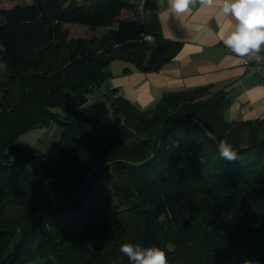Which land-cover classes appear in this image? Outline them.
<instances>
[{"label": "trees", "instance_id": "trees-1", "mask_svg": "<svg viewBox=\"0 0 264 264\" xmlns=\"http://www.w3.org/2000/svg\"><path fill=\"white\" fill-rule=\"evenodd\" d=\"M157 3L0 0V264H131L119 247L136 224L146 235L141 247H151L147 228H176L193 204L200 233L227 237L251 218L264 230V121L227 122L224 94L167 93L142 111L110 90L113 121L103 126L81 111L111 77V63L149 73L178 54L181 44L161 36ZM67 24L105 33L69 40ZM52 121L62 127L59 160L17 146L21 134ZM220 139L237 160L220 157ZM143 152L155 155L152 173L164 178L148 198L116 178L130 168L120 158Z\"/></svg>", "mask_w": 264, "mask_h": 264}, {"label": "crops", "instance_id": "crops-1", "mask_svg": "<svg viewBox=\"0 0 264 264\" xmlns=\"http://www.w3.org/2000/svg\"><path fill=\"white\" fill-rule=\"evenodd\" d=\"M156 18L162 38L180 43V51L158 71L149 73L122 61H115L121 66L112 71L111 63L109 91L145 111L164 94L211 88L212 93L229 99L224 113L227 122L264 121V86L259 76L247 74L241 60L227 53L220 41L225 17L219 5H197L178 16L169 11L167 0H158Z\"/></svg>", "mask_w": 264, "mask_h": 264}, {"label": "rangeland", "instance_id": "rangeland-1", "mask_svg": "<svg viewBox=\"0 0 264 264\" xmlns=\"http://www.w3.org/2000/svg\"><path fill=\"white\" fill-rule=\"evenodd\" d=\"M63 30L67 32L69 40L89 39L93 36L100 37L105 33V29L93 31L88 27L71 24L64 25ZM119 66H121L120 62H114L110 70L114 71ZM3 74H5V68L0 60V77ZM107 84L108 80L100 88L94 90L87 104L81 108L84 115L99 126L110 124L113 121L110 101L105 95L110 92ZM61 137L62 127L60 123L52 121L44 128L33 129L21 134L17 138L16 143L27 154L38 153L48 158L59 160L60 154L57 150V145ZM154 157L155 155L151 153L143 152L140 154L136 153V156L129 155V159L126 157L119 159L122 164L130 167L124 177L121 174L116 177L122 184H127L126 191L128 193L148 198V195L158 190L156 186L164 182L162 175L158 172L152 173L153 168L158 166L150 161ZM149 162L151 163L149 164ZM138 167L140 168L135 169ZM143 169L144 171L139 172ZM131 174H134V176ZM131 176L132 178L130 179L129 177ZM199 179L200 177H195L194 183L199 182ZM244 180L240 179L239 181ZM250 182L244 183V186L248 188L249 184H252ZM232 183L235 184L236 181L233 180ZM173 186V183L165 184L159 190L166 189L167 191ZM130 190L133 191L129 192ZM218 191V189H215V192ZM195 200L198 202V197ZM142 203L143 205L147 204L148 200L145 199ZM198 208V204H193L192 208L182 215L177 227L174 229L165 230L155 225L147 228L151 235L148 236V245L157 246L173 254L175 264H264V230L260 229L258 220L251 218L243 222L241 226L233 227L234 229L227 237H217L200 233L193 228L196 218L195 213L198 215V211H196ZM132 229L131 236L125 242L142 246L146 235L139 231L138 224ZM255 238L258 239L255 240ZM119 253L121 252L119 251ZM65 258H68L67 253L64 254V260Z\"/></svg>", "mask_w": 264, "mask_h": 264}, {"label": "clouds", "instance_id": "clouds-1", "mask_svg": "<svg viewBox=\"0 0 264 264\" xmlns=\"http://www.w3.org/2000/svg\"><path fill=\"white\" fill-rule=\"evenodd\" d=\"M167 3L169 11L178 16L191 12L197 5H219L225 17L219 32L223 45L244 63L264 64V0H167ZM205 132L208 133L207 128ZM217 149L224 161L238 159L236 150L226 139L217 141ZM119 251L131 264H168L165 251L157 246L144 248L125 242Z\"/></svg>", "mask_w": 264, "mask_h": 264}, {"label": "built area", "instance_id": "built-area-1", "mask_svg": "<svg viewBox=\"0 0 264 264\" xmlns=\"http://www.w3.org/2000/svg\"><path fill=\"white\" fill-rule=\"evenodd\" d=\"M227 53L233 55L228 49ZM241 62L247 74L259 76L260 83L262 84V86H264V64H257L254 62L244 63L242 60Z\"/></svg>", "mask_w": 264, "mask_h": 264}]
</instances>
